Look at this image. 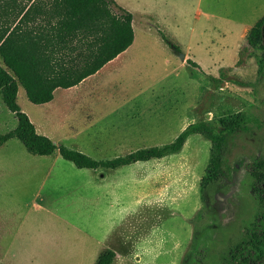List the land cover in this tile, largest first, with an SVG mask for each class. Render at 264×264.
Wrapping results in <instances>:
<instances>
[{"label":"rangeland","instance_id":"374dc122","mask_svg":"<svg viewBox=\"0 0 264 264\" xmlns=\"http://www.w3.org/2000/svg\"><path fill=\"white\" fill-rule=\"evenodd\" d=\"M31 1L0 0V26L12 27ZM115 1L134 15L138 85L144 94L137 100V111L129 107L132 113L117 118L121 122L116 125L122 127L87 132L92 136V143L84 145L87 155L113 159L171 143L189 124L203 119L218 124L221 117L235 114L242 115L243 123L228 139L226 174L208 186L207 204L201 184L212 143L201 134L191 135L180 152L161 159L112 171L91 169L97 176L108 175V187L90 197L91 203L96 197L106 204L108 222L115 220L120 254L113 264H227L229 250L246 238L260 211L251 193L248 164L264 155V77L258 64L264 50L251 48L242 66L236 62L252 27L264 16V0ZM36 25L30 19L22 26ZM164 35L180 48L179 53ZM18 103L35 117V105L22 85ZM17 124L0 94V134ZM105 190L111 196L106 195L104 203ZM103 205L99 216L97 206L81 215L90 221L92 231ZM195 233L198 242L193 247Z\"/></svg>","mask_w":264,"mask_h":264},{"label":"trees","instance_id":"16d2710c","mask_svg":"<svg viewBox=\"0 0 264 264\" xmlns=\"http://www.w3.org/2000/svg\"><path fill=\"white\" fill-rule=\"evenodd\" d=\"M30 19L37 25L24 29ZM134 15L115 0H32L18 15L12 27L0 26V94L18 119V126L0 134V147L10 139H19L36 155H51L59 150L64 159L78 168L116 169L137 162L161 159L180 152L188 138L201 134L212 143L210 162L202 179V200L207 204V188L225 176L224 153L229 137L242 127V115H225L217 123L199 120L189 124L171 142L135 150L113 159L98 160L84 152L57 145L38 133L29 115L18 103L19 85L34 104L54 98L56 88H71L96 74L108 62L126 51L135 40ZM264 16L252 27L247 45L239 51L236 66H242L251 48L264 50ZM174 50L180 48L164 35ZM187 62L192 61L190 59ZM193 64H196L193 62ZM259 75L264 77V57L258 60ZM244 86L248 83L241 82ZM252 177L251 193L260 211L247 230L246 238L229 250L227 264H264V155L248 164ZM195 233L193 247L197 245ZM116 252L104 250L95 264H113Z\"/></svg>","mask_w":264,"mask_h":264},{"label":"crops","instance_id":"0c3cea01","mask_svg":"<svg viewBox=\"0 0 264 264\" xmlns=\"http://www.w3.org/2000/svg\"><path fill=\"white\" fill-rule=\"evenodd\" d=\"M134 50L135 42L79 85L56 88L50 102H31L35 117L26 111L38 133L57 145L88 153L84 150L85 144L92 143L88 131L122 127L116 125L121 122L117 118L132 113L129 107L137 111V100L144 94L138 85L140 63ZM107 177L77 168L59 150L51 155L32 154L17 138L2 145L0 264H73L74 258H78L77 264H95L106 249L119 255L115 220L108 222L106 204L96 197L91 203L90 197L108 187ZM106 195L111 196L105 190L104 203ZM102 205L104 212L92 231L90 221L81 215L97 206L99 216Z\"/></svg>","mask_w":264,"mask_h":264},{"label":"water","instance_id":"95a60500","mask_svg":"<svg viewBox=\"0 0 264 264\" xmlns=\"http://www.w3.org/2000/svg\"><path fill=\"white\" fill-rule=\"evenodd\" d=\"M263 41H264V30H263Z\"/></svg>","mask_w":264,"mask_h":264}]
</instances>
